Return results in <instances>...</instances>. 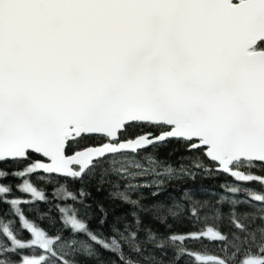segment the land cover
<instances>
[{
  "label": "snow or ice",
  "instance_id": "snow-or-ice-1",
  "mask_svg": "<svg viewBox=\"0 0 264 264\" xmlns=\"http://www.w3.org/2000/svg\"><path fill=\"white\" fill-rule=\"evenodd\" d=\"M92 139L101 143L89 144ZM173 141L215 165L197 158L194 168L264 189V176L253 171H264V0H0V163L24 165L11 175L22 181L18 191L31 197L14 198L13 186L0 183V203L29 234L20 238L12 220L0 219V264H78L69 257L81 250L75 238L81 234L120 264H139L125 247L140 255L142 243L156 234L149 231L140 241L141 219L133 212L135 230L113 227L118 236L101 238L75 207L88 193L69 191L67 182L84 184L99 175L103 184L114 174L129 181L116 195L137 205L130 193L163 179L132 181L174 174L171 165L158 172L163 162L148 150ZM180 171L196 175L183 165ZM8 177L0 170V181ZM33 177L65 181L53 196L71 205H57L61 228L54 234L25 215V206L48 203ZM246 195L264 213V194ZM230 216L237 230L231 240L205 227L170 233L157 247L167 239L178 249L177 261L188 257L194 264H239L241 254L247 255L243 264H264V228L249 230L235 211ZM206 240L225 255L187 249L188 242ZM82 251L95 255L92 245Z\"/></svg>",
  "mask_w": 264,
  "mask_h": 264
},
{
  "label": "trees",
  "instance_id": "trees-1",
  "mask_svg": "<svg viewBox=\"0 0 264 264\" xmlns=\"http://www.w3.org/2000/svg\"><path fill=\"white\" fill-rule=\"evenodd\" d=\"M135 134L131 133V135ZM88 143L95 145L101 143V141L92 139ZM148 152L163 162L161 167L157 168L158 172L162 171L163 167L171 165L174 174L171 177H157L155 175L137 177L136 180L132 181L133 183L143 184L154 179H163V184L158 187L153 186V188L130 193V199L137 200V205L126 203L116 195L127 190L126 186L129 181L114 174L105 177L103 184L99 183V175L84 184L79 181L67 182L69 191L78 192L83 188L88 193L83 198L84 203H77L75 207L79 210V217L89 225V229L101 238L110 239L113 235L118 236V233L113 231V227L119 231H123L126 226L135 230L136 224L132 215L133 212L141 219V228L138 233L140 241H145L149 231L156 234V239L142 243L143 252L140 255L129 253L127 247H125V252L133 260L139 261V264H194L188 257H182L177 261L175 255L178 249L169 240H163V248L157 247V245L162 242V238H167L170 233L188 234L205 227H215L227 234L229 240H231L232 234L237 231L231 222L230 213L233 211L248 226L249 230L264 228V221L261 220L264 213H261L260 206L252 203L246 195V192L253 190L264 194V189H261L259 183L242 186L228 175L216 172L208 174L203 169H196L194 164L197 162V158L199 162L209 168H214L215 165L204 157L203 153L199 151L189 152L184 144L175 141L169 142L165 147H161L156 151L149 149ZM143 163L145 167H149L146 159ZM181 165L184 166L185 171L195 172V177L183 175L180 171ZM23 167L24 165H17L11 161L0 163V170L9 173V177L0 181V183L13 186L14 198L31 199V197L18 191L22 181L11 175L14 171L23 170ZM253 171L264 176V171L255 169ZM32 180L38 188L47 194L48 203L25 206V215L37 226L45 229L50 234H54L61 228V217L57 205L61 207L71 205V201H64L53 196V193L65 181L60 179L53 183H45L40 181L38 177H33ZM224 185L243 187L245 191L233 194L226 191ZM153 191H158L159 195L152 196ZM185 192L189 193V197H185ZM232 200H238L241 203L233 206ZM101 207H103L104 212H101ZM194 211L198 214L197 218L192 215ZM0 219L12 220L20 238L29 239V234L20 230L18 221H16L9 205L6 203H0ZM102 220L103 223H101ZM67 234V231H65L64 235ZM240 235L243 238V234ZM257 235L259 236L258 232ZM75 238L80 242L77 248L81 250L75 251L69 258L75 259L78 264H120L115 254L95 245L88 239L86 234H81ZM82 245H92L95 255L92 257L86 256L82 251ZM187 249L201 252L202 255H225L222 246L207 240L202 244L188 242ZM239 251L237 249L232 252V256L237 257ZM246 258V254H241L238 257L239 264H243V260Z\"/></svg>",
  "mask_w": 264,
  "mask_h": 264
},
{
  "label": "water",
  "instance_id": "water-1",
  "mask_svg": "<svg viewBox=\"0 0 264 264\" xmlns=\"http://www.w3.org/2000/svg\"><path fill=\"white\" fill-rule=\"evenodd\" d=\"M234 2H235V0H234Z\"/></svg>",
  "mask_w": 264,
  "mask_h": 264
}]
</instances>
